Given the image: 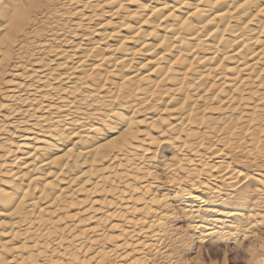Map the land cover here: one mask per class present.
I'll return each instance as SVG.
<instances>
[{"label": "bare ground", "instance_id": "obj_1", "mask_svg": "<svg viewBox=\"0 0 264 264\" xmlns=\"http://www.w3.org/2000/svg\"><path fill=\"white\" fill-rule=\"evenodd\" d=\"M2 84L0 264L173 261L164 188L264 194V0H0Z\"/></svg>", "mask_w": 264, "mask_h": 264}, {"label": "rangeland", "instance_id": "obj_2", "mask_svg": "<svg viewBox=\"0 0 264 264\" xmlns=\"http://www.w3.org/2000/svg\"><path fill=\"white\" fill-rule=\"evenodd\" d=\"M260 166L264 170V162ZM170 188L164 191H169L171 204L179 211L177 220L170 222L169 227V236L173 239L170 243L176 241L175 259L165 261L160 257L158 263L264 264V194L253 191L242 201L227 195L220 197L216 201L217 208L232 210L226 217L206 206L198 207L194 201L180 195L179 189ZM235 208L242 213L236 214ZM196 223H202L203 227Z\"/></svg>", "mask_w": 264, "mask_h": 264}]
</instances>
